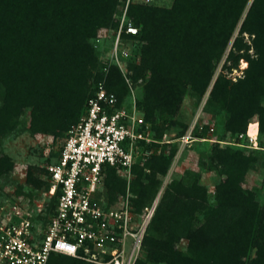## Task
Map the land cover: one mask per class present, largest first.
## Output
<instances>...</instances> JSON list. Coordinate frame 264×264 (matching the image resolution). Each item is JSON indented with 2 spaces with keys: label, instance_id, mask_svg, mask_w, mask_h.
<instances>
[{
  "label": "trees",
  "instance_id": "trees-1",
  "mask_svg": "<svg viewBox=\"0 0 264 264\" xmlns=\"http://www.w3.org/2000/svg\"><path fill=\"white\" fill-rule=\"evenodd\" d=\"M124 1L0 0V148L4 137L20 129L26 109L31 133L65 136L101 80L121 103L128 90L125 79L115 64L101 59L92 39L101 28L117 29ZM127 15L138 33H122V38L137 40L140 54L138 63L128 61L134 72L129 76L143 79L138 107L156 129L153 141L142 143L149 151L145 160L133 166L130 187L137 212L156 200L177 148L175 141L161 143L164 132L156 119L176 123L187 89L198 99L209 90L206 106L222 118L224 134L238 138L249 128V136L259 142L249 152L211 144L201 166L221 176L212 203L200 173L188 171L169 181L134 264H264V203L256 189L243 186L264 148V0H173L169 7L132 2ZM240 60L245 62L242 75L232 79L224 71ZM253 116L257 122L250 121ZM181 124L178 136L187 127ZM207 131L204 126L194 135L205 138ZM159 144L169 146V152L158 153ZM12 167L1 152L0 178ZM104 176L112 201L125 183L113 167L107 166ZM27 181L49 188L48 180L39 181L30 172ZM53 204L54 198L51 213ZM47 264L96 263L51 253Z\"/></svg>",
  "mask_w": 264,
  "mask_h": 264
},
{
  "label": "built area",
  "instance_id": "built-area-1",
  "mask_svg": "<svg viewBox=\"0 0 264 264\" xmlns=\"http://www.w3.org/2000/svg\"><path fill=\"white\" fill-rule=\"evenodd\" d=\"M151 1H124L108 62L122 73V62L129 55L121 45L122 33H138L128 18V6ZM124 79L132 89L129 78L124 75ZM148 129L134 101L130 108L119 104L104 80L97 82L79 120L67 131L57 155L45 165L48 192L54 198L47 221L42 225L38 217L45 214L41 203L30 207L23 197L0 201V264H47L51 253L96 264H134L143 228H131L128 196L117 209L104 205L103 176L107 166L130 173L136 162L145 160L149 151L142 143L153 141ZM191 139L187 133L179 141ZM155 204L145 207L143 224H148ZM127 235L133 244L128 258H124L121 243Z\"/></svg>",
  "mask_w": 264,
  "mask_h": 264
},
{
  "label": "rangeland",
  "instance_id": "rangeland-1",
  "mask_svg": "<svg viewBox=\"0 0 264 264\" xmlns=\"http://www.w3.org/2000/svg\"><path fill=\"white\" fill-rule=\"evenodd\" d=\"M172 2L173 0H152L150 3L169 7L171 6ZM118 16L119 15H116L117 18ZM113 37L114 30L101 28L97 32L95 38L92 39L95 48L100 49L101 59L103 61H109V50L114 39ZM245 40L249 41L247 35H245ZM121 45L127 48L129 52L128 58L122 62L124 74L122 72L121 73L123 77L126 75L127 78H129V75L134 72L128 69V61L131 60L134 63H138L140 60L138 41L132 38L123 39ZM227 52L228 49L218 63L214 77H216L220 72L223 63L225 62ZM229 63V61L226 62L227 65H229ZM244 66L245 62L240 60L235 68L230 71L226 69L224 72L232 79H235L236 77L242 75ZM128 80L131 83L132 89H130L127 82L125 81L128 90L122 96L121 103L130 108L134 101L137 108L141 112V109L138 107V101L142 97L144 81L142 78H137L136 81H133L131 77ZM208 91L200 99H198L192 94L190 90L187 89L180 110L173 118L177 121L176 123L165 122L159 117L156 119V127L162 129L164 132L161 143H165L163 142L165 140H172L175 141L174 144L177 147L170 166L162 178V183L157 198L161 196L162 191L169 181L172 179H179L183 177L186 172L191 171L201 174L200 183L207 187L208 199L212 203L214 187L221 176L217 171L208 170L205 169L206 167L203 168L201 166V161H204L206 153L211 144L215 141H218L222 146L231 145L233 147H239L245 152L259 148L257 136H253L255 140H252L248 133L249 128L247 132L240 134L238 138H234L229 133L224 134L222 118L219 115L216 116V114L213 112V109H209L206 106ZM29 120V110L26 109L19 118V128L21 130H16L2 139L0 153L3 152L11 159L13 162V167L12 171L0 178V201L5 200L6 198L18 199L19 197H23L30 207H34L41 203L43 205L45 214H39L38 217L40 218L41 224L43 225V223H45L50 216V205L52 204V198L50 197L48 189H46L45 185L37 186L30 181L28 182L27 175L30 172L37 180H45V165L56 156L65 136L64 134L53 136L52 134L31 133L29 130H27L29 127ZM250 121L257 122V116H253ZM181 123L186 124L187 127L185 132L178 136L182 130ZM147 124L149 126L148 131L152 137L153 131H156V129L151 128L149 123ZM204 126L208 127L205 138L196 137L194 135V131L196 129L201 131ZM187 133L191 134L192 139L186 143L180 142L179 140L181 136ZM220 135L224 136L221 137ZM159 145L160 147L158 153L169 152V146L164 147L163 144ZM260 151L261 152L259 154L257 166L255 169H250L247 171L244 177L243 186L246 188L256 189L258 198L264 203V148ZM115 173L117 177L124 181V191L122 193L114 192V199L111 201L108 194L109 192L106 189L107 187H105L104 184L105 176H103V203L107 207L110 206L117 209L125 204V198L128 196V202L126 204L128 205V209L132 214L131 228L133 230L143 228L145 233L148 225L147 223L143 224L145 207L140 212H137L134 202L132 201L135 195L131 191L130 185L136 174L134 173L133 169L130 171V173H125L124 171L118 170H115ZM19 187L22 188L24 194L17 192L20 190ZM155 201L151 202L148 207L152 206ZM157 203L155 205H157ZM122 241L123 242L121 244L124 249V258H128L132 248L133 238L127 235ZM179 247L184 249L185 241H181ZM141 255L142 250L140 248L137 252V257Z\"/></svg>",
  "mask_w": 264,
  "mask_h": 264
},
{
  "label": "bare ground",
  "instance_id": "bare-ground-1",
  "mask_svg": "<svg viewBox=\"0 0 264 264\" xmlns=\"http://www.w3.org/2000/svg\"><path fill=\"white\" fill-rule=\"evenodd\" d=\"M250 138H251L252 140H255V138H254L253 136H250ZM158 198H159V197H158ZM158 198H157V200H158ZM157 200L154 202V204L157 203Z\"/></svg>",
  "mask_w": 264,
  "mask_h": 264
}]
</instances>
